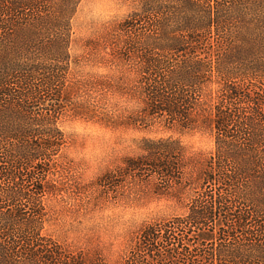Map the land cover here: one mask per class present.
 Masks as SVG:
<instances>
[{
	"label": "trees",
	"instance_id": "obj_1",
	"mask_svg": "<svg viewBox=\"0 0 264 264\" xmlns=\"http://www.w3.org/2000/svg\"><path fill=\"white\" fill-rule=\"evenodd\" d=\"M139 1L132 20L144 26L122 60L140 59L145 115L181 133L206 123L215 149L186 161L180 140L161 138L128 160L126 174L197 194L185 214L144 225L122 263L264 264V89L242 90L264 81V0ZM80 2L0 0V264H90L42 233L48 174L66 144L59 119ZM80 107L93 113L88 99ZM116 176L99 185L113 189Z\"/></svg>",
	"mask_w": 264,
	"mask_h": 264
},
{
	"label": "rangeland",
	"instance_id": "obj_2",
	"mask_svg": "<svg viewBox=\"0 0 264 264\" xmlns=\"http://www.w3.org/2000/svg\"><path fill=\"white\" fill-rule=\"evenodd\" d=\"M140 11L139 0H81L73 18L72 62L64 92L68 105L59 119L66 144L48 174L42 233L90 264H123L144 225L185 214L183 204L197 194L194 187L179 184L163 190L154 175L126 174L128 160L142 157L150 140L161 138L180 140L186 161L199 154L207 158L215 149L214 133L206 123L181 133L169 129L164 119L145 115L138 96L140 59L122 60L125 40L143 29L144 23L132 20ZM127 23H133V30ZM120 83L123 93L117 91ZM248 89L260 91L264 81L242 90ZM86 99L91 115L80 109ZM130 116L142 121L118 124ZM109 171L117 173V185L107 191L99 179ZM23 213L31 215L27 208Z\"/></svg>",
	"mask_w": 264,
	"mask_h": 264
}]
</instances>
